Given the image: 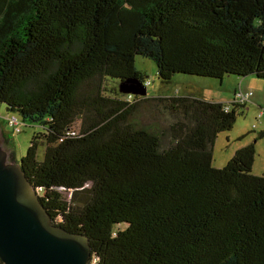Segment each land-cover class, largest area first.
Wrapping results in <instances>:
<instances>
[{"label": "trees", "instance_id": "trees-1", "mask_svg": "<svg viewBox=\"0 0 264 264\" xmlns=\"http://www.w3.org/2000/svg\"><path fill=\"white\" fill-rule=\"evenodd\" d=\"M138 55L163 83L264 78V0H0V104L43 127L20 164L54 224L89 264H264L255 143L213 165L251 96L124 93Z\"/></svg>", "mask_w": 264, "mask_h": 264}, {"label": "water", "instance_id": "water-1", "mask_svg": "<svg viewBox=\"0 0 264 264\" xmlns=\"http://www.w3.org/2000/svg\"><path fill=\"white\" fill-rule=\"evenodd\" d=\"M120 90L148 94L138 78L122 82ZM8 156L0 139V258L5 264H89V238L54 224L38 189Z\"/></svg>", "mask_w": 264, "mask_h": 264}, {"label": "rangeland", "instance_id": "rangeland-1", "mask_svg": "<svg viewBox=\"0 0 264 264\" xmlns=\"http://www.w3.org/2000/svg\"><path fill=\"white\" fill-rule=\"evenodd\" d=\"M135 64L146 74L149 96L193 95L231 105L235 97V89L252 91L253 95L246 102L245 107L240 108L233 129L219 133L213 148V165L224 167L237 149L249 143H255L256 154L252 173L264 176V136L259 137V133L264 130V78H258L256 75L245 77L227 75L220 80L176 74L171 82L163 83L158 76V67L153 59L138 55L135 58ZM11 115L17 114L8 112L6 106L0 104L2 146L8 152L9 161L20 164L34 134L43 131V127L40 124L27 123L19 132L8 124L7 118ZM142 119L151 121V114H144ZM13 152L15 158L12 157ZM40 155H44L43 147L40 148Z\"/></svg>", "mask_w": 264, "mask_h": 264}, {"label": "built area", "instance_id": "built-area-1", "mask_svg": "<svg viewBox=\"0 0 264 264\" xmlns=\"http://www.w3.org/2000/svg\"><path fill=\"white\" fill-rule=\"evenodd\" d=\"M239 98H241L242 100H247L248 98H250V96H252V92H243V91H240V92H237L236 94ZM10 124L16 126V129L19 131L20 130V127H19V122L15 119H11Z\"/></svg>", "mask_w": 264, "mask_h": 264}]
</instances>
